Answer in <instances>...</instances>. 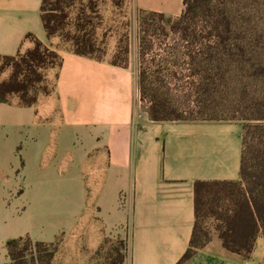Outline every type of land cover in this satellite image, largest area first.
Returning <instances> with one entry per match:
<instances>
[{
    "label": "crops",
    "instance_id": "crops-1",
    "mask_svg": "<svg viewBox=\"0 0 264 264\" xmlns=\"http://www.w3.org/2000/svg\"><path fill=\"white\" fill-rule=\"evenodd\" d=\"M41 2L0 0V55L31 48L27 35H32L61 58L45 70L47 91L33 105L23 106L18 98L0 103V123L18 136L26 128V154L34 165L24 179L31 188L54 175L57 189L67 184L79 194L60 205L49 230L40 235L17 230L0 242L31 235L50 243L58 235L61 264H92L104 240L116 235L125 243L123 264H177L193 232L194 183L240 177L241 123L154 121L145 110L136 111L134 71L111 63L117 43L100 58L73 53L59 36H47ZM134 3L169 16L183 8L182 0ZM49 160H55L53 166ZM6 208L11 219L26 211L18 216L15 208ZM210 236L181 264H264L262 233L247 256L225 249L213 229Z\"/></svg>",
    "mask_w": 264,
    "mask_h": 264
},
{
    "label": "trees",
    "instance_id": "trees-1",
    "mask_svg": "<svg viewBox=\"0 0 264 264\" xmlns=\"http://www.w3.org/2000/svg\"><path fill=\"white\" fill-rule=\"evenodd\" d=\"M182 4L177 16L143 10L139 18V94L154 121L196 120L182 115L180 100L174 94L178 87L184 86L189 101L202 107L209 94L228 86L241 65L258 61L264 69V13L260 9L264 0H182ZM75 5L76 0H42L45 32L48 37L60 36L72 42L77 55L100 58L104 47L96 39V24L88 20L90 12L100 19L97 2H80L70 29L69 12ZM27 37L34 43L31 49L0 55V103L16 95L21 105H33L39 92L47 91L42 86L45 70L61 63L55 49L32 35ZM156 46L161 52L150 54ZM128 52V44L118 45L111 63L128 66ZM122 55L124 62L119 63ZM147 55H151L148 60ZM7 66L11 72L3 79ZM236 111L241 116L233 114L231 119L242 126L240 177L194 183L193 232L177 264L203 247L212 229L225 249L244 256L252 251L257 235L264 236V94L247 110ZM205 217H211L212 226L204 222ZM5 247L8 264H54L56 244L52 242L20 236L7 240ZM123 263L124 254L120 253L106 264Z\"/></svg>",
    "mask_w": 264,
    "mask_h": 264
},
{
    "label": "rangeland",
    "instance_id": "rangeland-1",
    "mask_svg": "<svg viewBox=\"0 0 264 264\" xmlns=\"http://www.w3.org/2000/svg\"><path fill=\"white\" fill-rule=\"evenodd\" d=\"M95 1H97L100 19H96L89 11L90 13L88 16L90 19L88 20L96 24V39L99 43H103L104 54L108 52L109 55L111 54V46L114 42L117 43L116 46L120 45L121 48L128 44L129 52L127 65L134 71L135 84L138 90L135 110L146 111V103L140 99L137 69L140 34L139 18L144 13L137 8L134 0H124V2L123 0H114L113 5L110 4L111 0ZM80 2L86 4L87 0H76V5L70 9V16L68 19L70 29H73L77 8ZM263 6L261 5L260 9H262L264 13ZM61 40L62 42H68L70 46L72 45L70 41L63 40L62 38ZM65 44L66 43H63L64 46ZM28 49H23L20 52L24 53ZM156 51L158 53L161 52L156 46L150 54ZM114 55L115 53H113V56ZM150 56L151 55H147V60ZM123 58V55L120 56L119 59H117L118 62H124ZM256 62L258 61H253V63L251 62L247 66L241 65L232 75V78L228 80V86L223 89L219 88L209 94L206 105L204 104L202 107H197L194 103L189 101L190 97L187 96L188 92H186L184 86L178 87V90L174 94L175 97L180 100L179 104L182 108V115L190 119L207 118L212 120L237 121L231 119L233 118V114H236L235 116L238 117L241 116L239 111L236 110L238 108H241L242 111L247 110L250 103L261 98L262 94H264V69ZM10 72L11 68L7 66L1 77L6 79ZM42 86L48 88L44 83ZM13 98H18V96H10L9 102ZM8 120H10V118H8ZM237 122L241 123L240 121ZM25 130L26 128L24 127L22 129L23 133L18 136L13 133L15 130L8 123H0V240L4 235H9L17 230L33 235H40L45 230H49V227L52 226L50 221H53L51 220L54 218L53 215H56L62 209L60 205L64 201L74 200L79 194L77 190L69 189L70 186L67 184L65 189H63L64 186L57 189L58 186L54 175L47 180V184L45 185H35L31 188L30 185L27 184L26 179H24V173L31 170L34 163L27 158V137ZM38 161L39 159L36 160V162ZM54 161L55 160H49L51 166L54 165ZM57 170L56 168L55 171ZM6 206L15 208L18 216H21L24 207L26 211L21 218L11 219L8 218L9 209L6 208ZM204 222H206L207 225H213L211 217H205ZM30 237L35 239L34 236L30 235ZM59 242L60 238L56 235L52 241V243L56 244L57 251L54 264H61V257H59ZM5 250V242L1 241L0 258L2 261L0 264H8ZM124 252V240L113 235L104 240L103 245L96 252V257L92 261V264H106L109 262L110 258L120 253L124 254Z\"/></svg>",
    "mask_w": 264,
    "mask_h": 264
}]
</instances>
